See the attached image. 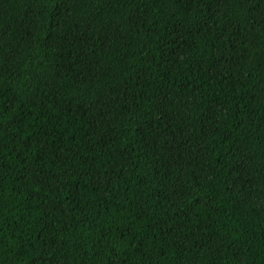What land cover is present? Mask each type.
<instances>
[{
	"label": "trees",
	"instance_id": "16d2710c",
	"mask_svg": "<svg viewBox=\"0 0 264 264\" xmlns=\"http://www.w3.org/2000/svg\"><path fill=\"white\" fill-rule=\"evenodd\" d=\"M0 264H264V0H0Z\"/></svg>",
	"mask_w": 264,
	"mask_h": 264
}]
</instances>
